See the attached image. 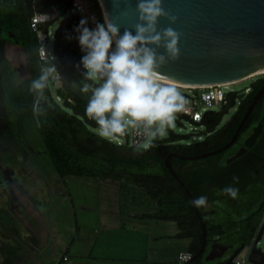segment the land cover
Returning a JSON list of instances; mask_svg holds the SVG:
<instances>
[{
	"label": "trees",
	"instance_id": "trees-1",
	"mask_svg": "<svg viewBox=\"0 0 264 264\" xmlns=\"http://www.w3.org/2000/svg\"><path fill=\"white\" fill-rule=\"evenodd\" d=\"M93 1L97 6V1ZM51 5H56L59 15L66 13V7L60 2L56 4L55 0H49L47 4L45 0H0V33L6 38L7 33L14 34L17 44L27 56V76L22 79L25 84L37 75L38 57L35 50L38 39L30 29V18L38 9H48ZM79 22L76 18L71 19L59 37V67L63 75L69 74L75 80L81 75L73 68L81 60L82 54L72 47ZM69 36L72 39H68ZM13 74L9 61L1 51L0 101ZM263 83L264 74H260L248 87L247 94L240 97L231 119L217 126L210 134L204 130L203 138L194 143H182V135L169 131L167 138L155 141V147L137 152L128 144L101 139L94 131L97 125L86 116L87 105L72 94L69 86L55 89L56 96L68 107L60 105L50 91L54 109L49 111L47 122L38 130L57 175L91 176L121 182V190L129 185L135 186L154 206L152 213L141 216L173 222L176 226L173 237L187 241L180 250L190 252L192 257L202 246L200 219L203 221L205 249L188 264H235L233 259L250 244L264 213V95L253 105L232 146L212 155L197 156L219 149L232 139ZM13 100L17 106L23 107V111L11 116L0 103V164L7 166L24 154L27 144L24 117L26 113L32 117L28 107L31 97L26 89L23 94L15 93ZM216 119L217 114L210 113L205 115L204 122L212 125ZM258 123L261 124V132L254 143L246 146L244 154L226 163V159L243 145L244 138ZM167 157L178 179L166 168ZM234 176L239 178L238 184H233ZM227 186L239 189L237 199L222 193ZM200 196L207 197V210L193 206L192 200ZM0 222H11L4 209H0ZM213 242L229 249L221 258L205 261L204 257ZM229 251L232 252L227 254ZM177 255L174 264H177Z\"/></svg>",
	"mask_w": 264,
	"mask_h": 264
},
{
	"label": "rangeland",
	"instance_id": "rangeland-1",
	"mask_svg": "<svg viewBox=\"0 0 264 264\" xmlns=\"http://www.w3.org/2000/svg\"><path fill=\"white\" fill-rule=\"evenodd\" d=\"M59 21L50 24L51 31ZM52 42L50 38L49 50ZM16 47L7 46L5 53L19 67L25 65L26 54L20 47L19 54L14 53ZM259 75L224 89L237 92L238 97L218 126L231 119L240 97L247 94L245 88ZM26 76V72L20 75ZM51 92L63 105L54 87ZM169 131L182 135V143H194L203 138L204 127L177 119L164 138ZM24 132V154L8 166L0 164V209L11 217L8 224L0 222V264H174L186 239L171 237L168 221L141 216L152 213L154 206L140 189L129 185L121 190V182L98 177H60L29 113L24 117ZM257 247L264 250V231ZM244 253L240 251L238 257Z\"/></svg>",
	"mask_w": 264,
	"mask_h": 264
},
{
	"label": "clouds",
	"instance_id": "clouds-1",
	"mask_svg": "<svg viewBox=\"0 0 264 264\" xmlns=\"http://www.w3.org/2000/svg\"><path fill=\"white\" fill-rule=\"evenodd\" d=\"M136 12L137 23L131 28L125 27L122 35L121 25L114 23L106 10L103 23L92 18L95 28L88 27L87 17L80 20L75 38L84 55L75 67L85 71L71 86L88 97L86 116L97 125L101 139L119 142L131 132L141 138L135 148L142 152L155 147V141L176 127L178 114L189 110L190 101L176 86L165 82L161 72L169 62L179 60L182 34L171 26L158 29L159 19L164 17L171 25L178 17L165 10L163 0H137ZM160 48L164 49L163 53L158 52ZM35 54L38 56L36 77L25 84L14 73L0 103L10 116L23 111L14 102L13 95L23 94L26 89L31 97L28 107L39 128L54 109L49 95L51 89L67 86L69 81L52 50L41 44ZM238 183L239 178L234 176L233 184ZM222 193L237 199L239 189L227 186ZM192 204L197 209H208L206 196L195 198Z\"/></svg>",
	"mask_w": 264,
	"mask_h": 264
},
{
	"label": "water",
	"instance_id": "water-1",
	"mask_svg": "<svg viewBox=\"0 0 264 264\" xmlns=\"http://www.w3.org/2000/svg\"><path fill=\"white\" fill-rule=\"evenodd\" d=\"M48 1L45 0V4ZM55 1L62 3L66 9L71 4V0ZM98 1L102 6L103 12L106 10L112 21L121 25V35L125 27L131 28L132 25L137 23V0ZM163 7L166 11L176 15L178 20L175 24L170 25L166 18L161 17L158 29L171 26L182 34L179 42L181 52L179 60L169 62L161 70L165 81L183 85V87L197 88L212 84H233L259 74H264L261 73V70L264 69V0H163ZM38 11L49 12V9H38ZM73 18L82 19L77 14L66 16L59 21L54 31L53 54L56 55L58 61L61 59L59 51L61 46L59 40L60 33L63 27ZM132 31L133 35H135V31ZM72 47L79 49L82 56L84 55L76 38H74ZM158 52L163 53L164 49L160 48ZM73 69L79 73L85 71L82 67L79 71L76 67ZM64 76L69 81L67 86H69L72 94L87 105L88 97L81 94L77 88L71 86V82L75 81V79H72L69 74H64ZM263 95L264 83L254 95L232 139L221 148L197 157L212 155L232 146L236 142L239 130L248 117L253 105L259 102ZM235 98L236 92H233L226 109L209 111V113L214 112L217 114V119L212 125H205L203 119L193 124L204 127V130L208 134L212 133L220 124L223 115L228 112L229 107L235 104ZM63 106L68 107L65 103H63ZM76 114L82 115L81 113ZM178 119L191 122L184 115H178ZM260 132L261 124L258 123L244 138L243 145L239 146L234 154L226 159V163L244 154L246 146L253 144ZM124 139L125 144H127L128 136ZM165 166L178 179L169 165L168 157L165 159ZM185 191L188 193L187 189ZM200 223L203 230L202 246L199 252L184 264H188L191 260H194L205 249V224L201 219ZM263 231L264 225L260 227L248 255V260L256 264H263L264 262V250L257 247ZM228 249L229 247L227 246L213 242L204 260L213 261L221 258Z\"/></svg>",
	"mask_w": 264,
	"mask_h": 264
},
{
	"label": "built area",
	"instance_id": "built-area-1",
	"mask_svg": "<svg viewBox=\"0 0 264 264\" xmlns=\"http://www.w3.org/2000/svg\"><path fill=\"white\" fill-rule=\"evenodd\" d=\"M96 1H97V6H95L93 0H71V4L67 9L68 13H65L62 16L59 15L56 5H51L48 8L49 12L46 11L40 12L38 10L35 11L30 18L29 26L38 39L37 49L40 47L41 44H44L48 48L49 39L52 38L54 40V32L50 30V24L55 20L58 19L62 20L66 16H69L71 14H77L81 18H85V17L88 18L89 28H95V22L92 19L93 17L95 18L96 22L103 23L104 22L103 9L99 1L98 0ZM51 50L53 52V42H52ZM228 85L230 84H212L197 88L183 87L187 89V92H181V93H184L183 95L190 101V104L188 106L189 110L184 113H179L178 115H184L188 117V119L191 121L190 123L193 124L196 122H200L202 119L204 121L205 115L210 114L209 111H215L213 109L216 106L218 107L219 110L226 109L225 107L226 106L228 107L230 103V96L233 93L232 91L225 92L224 89ZM176 87H181V86H176ZM61 88L62 87L60 88L54 87V89H61ZM248 90H249L248 87L245 88V92H248ZM237 94L238 93L236 92V98H237ZM57 98L60 99L59 96H57ZM236 98H235V102H236ZM140 139L141 138L136 137L134 134L130 132V134L128 135L127 144L135 148L136 142ZM117 143L118 144L125 143V139L123 138L122 141H119ZM263 221H264V213L250 244L244 249L245 252L244 257L243 258L235 257L233 259L235 264H256L248 260V255L251 251L252 244L256 239L260 227L264 225ZM191 258H192V254L190 252L181 251L177 255V264H184L185 262L189 261Z\"/></svg>",
	"mask_w": 264,
	"mask_h": 264
},
{
	"label": "flooded vegetation",
	"instance_id": "flooded-vegetation-1",
	"mask_svg": "<svg viewBox=\"0 0 264 264\" xmlns=\"http://www.w3.org/2000/svg\"><path fill=\"white\" fill-rule=\"evenodd\" d=\"M7 39V40H6ZM7 46H17V47H20L17 42H16V39H15V35L12 34V33H7V38L4 37L1 33H0V52L3 51L4 52V56L5 58L9 61V59L6 57V53H5V50H6V47ZM14 48V53H18L19 54V51H18V48ZM21 48V47H20ZM18 54L17 57H18ZM15 55V56H16ZM11 67H12V70L15 74H19V76L23 73L26 72V68H27V56H26V61H25V65H20L19 67H14L11 63V61H9Z\"/></svg>",
	"mask_w": 264,
	"mask_h": 264
},
{
	"label": "crops",
	"instance_id": "crops-1",
	"mask_svg": "<svg viewBox=\"0 0 264 264\" xmlns=\"http://www.w3.org/2000/svg\"><path fill=\"white\" fill-rule=\"evenodd\" d=\"M168 226L170 227V229H171V232H172V235H171V237L176 233V226H175V224L173 223V222H170V221H168ZM161 237H163V236H161ZM186 244H187V241H186V243H185V246H186ZM181 250H183V249H181ZM180 250V251H181ZM176 259V257L174 258V260ZM219 259V258H218Z\"/></svg>",
	"mask_w": 264,
	"mask_h": 264
},
{
	"label": "bare ground",
	"instance_id": "bare-ground-1",
	"mask_svg": "<svg viewBox=\"0 0 264 264\" xmlns=\"http://www.w3.org/2000/svg\"><path fill=\"white\" fill-rule=\"evenodd\" d=\"M261 73H264V69L261 70ZM165 82H167V83H171V84H173L174 86H182V87H183V85L175 84V83H172V82H169V81H165Z\"/></svg>",
	"mask_w": 264,
	"mask_h": 264
}]
</instances>
